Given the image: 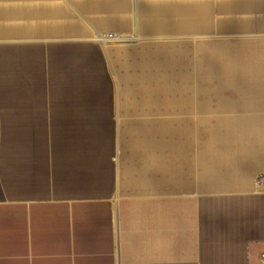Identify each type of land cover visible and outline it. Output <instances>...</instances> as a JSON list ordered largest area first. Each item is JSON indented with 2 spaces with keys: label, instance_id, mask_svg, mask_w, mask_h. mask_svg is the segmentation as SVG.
Returning a JSON list of instances; mask_svg holds the SVG:
<instances>
[{
  "label": "crops",
  "instance_id": "0c3cea01",
  "mask_svg": "<svg viewBox=\"0 0 264 264\" xmlns=\"http://www.w3.org/2000/svg\"><path fill=\"white\" fill-rule=\"evenodd\" d=\"M263 174L264 0H0V264H262Z\"/></svg>",
  "mask_w": 264,
  "mask_h": 264
},
{
  "label": "rangeland",
  "instance_id": "374dc122",
  "mask_svg": "<svg viewBox=\"0 0 264 264\" xmlns=\"http://www.w3.org/2000/svg\"><path fill=\"white\" fill-rule=\"evenodd\" d=\"M123 37L130 39V38H133L134 36H131V37L123 36ZM101 40L103 42L102 38H101ZM107 46H109V45H105L106 48H107ZM108 52H109L108 54H109V59H110V64H111L114 80H115L116 85H117V87H118L120 92H122V91L124 92L125 88L129 89L130 87L131 88L146 87V88L152 90L150 94L151 95L153 94V91H154V89L156 87V83L155 82H152V81L148 80V81H145V85L140 83V86H139L138 85L139 83L137 84L134 81H131V82L124 81L123 78H124L125 72L123 71L122 67H120L119 63L113 58V55H112V52H111L110 49H108ZM200 52H201V54H200ZM205 52L207 53V50H201L200 51V50H194L193 48H170L169 49V53H168V61H169L168 63L170 64V70L179 71L181 68H183L184 69V73L187 74V75L188 74L192 75V73L197 70L198 77H199V72H200L201 85L203 87L208 86V81L203 79V77L206 76L205 73L207 71V68H206L207 66H204V61L205 60L203 59V55H204ZM199 54H200V57H201V65H200L201 67L199 66V64H200L199 63ZM142 57H143L142 55H137V56H134L133 58H130V59H132L130 61H132L133 63H136V61H140L142 59ZM153 60L156 61V58L153 57ZM194 62L195 63L197 62L196 68L194 67ZM131 69L133 70L132 72L135 73L136 75H139L142 72H144L143 68H141V67L134 66V67H131ZM141 69H142V72H139ZM150 94L148 96L147 103L149 102L150 98L155 99V97L151 96ZM218 99L219 98H213L212 102H209V97L208 96H202V97H200L199 102L200 103H204L205 102L207 105H209L210 103L217 104L219 102ZM194 100H196V97H195ZM205 108H208V107H205ZM203 109H204V107L199 108L198 111H196L195 116H197V118H198L197 120H199V118L202 117V116L208 115L207 112H202ZM168 114H169L168 115L169 121L171 122L172 118H174L175 115L172 114L171 112L168 113ZM161 115H164V114H161ZM195 116L193 115V117H195ZM188 135L192 136V128L191 127H187L186 128V137Z\"/></svg>",
  "mask_w": 264,
  "mask_h": 264
},
{
  "label": "bare ground",
  "instance_id": "6f19581e",
  "mask_svg": "<svg viewBox=\"0 0 264 264\" xmlns=\"http://www.w3.org/2000/svg\"><path fill=\"white\" fill-rule=\"evenodd\" d=\"M101 38L103 39V43L105 45H113V44H117V43H120V42H125V41H128L127 39L121 37L119 38L117 35H113L111 36L112 39L109 38V35L107 36H101Z\"/></svg>",
  "mask_w": 264,
  "mask_h": 264
},
{
  "label": "built area",
  "instance_id": "2783aa9c",
  "mask_svg": "<svg viewBox=\"0 0 264 264\" xmlns=\"http://www.w3.org/2000/svg\"><path fill=\"white\" fill-rule=\"evenodd\" d=\"M111 36H112V34H109V38L110 39H112ZM256 181H257V184L259 186H263L264 187V174L263 175H259L257 177ZM260 259H261L262 264H264V252L260 255Z\"/></svg>",
  "mask_w": 264,
  "mask_h": 264
}]
</instances>
